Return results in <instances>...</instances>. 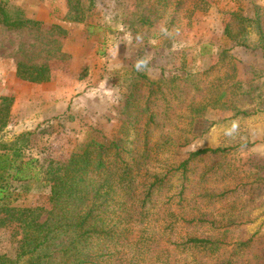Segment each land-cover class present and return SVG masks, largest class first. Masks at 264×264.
<instances>
[{
	"label": "rangeland",
	"instance_id": "374dc122",
	"mask_svg": "<svg viewBox=\"0 0 264 264\" xmlns=\"http://www.w3.org/2000/svg\"><path fill=\"white\" fill-rule=\"evenodd\" d=\"M6 2L9 18L39 26L0 25V96H19L0 144L63 162L86 126L114 138L127 117L129 147L148 156L135 180L164 175L143 223L125 233L121 256L99 264H264V58L254 24L264 20V0H181L171 24L165 15L141 24L138 0H78L75 12L66 0ZM231 14L243 19L233 40L223 36L228 23L234 33ZM16 63L44 65L50 78L19 80ZM131 68L158 83L146 109L144 85L125 102L136 78ZM204 148L219 151L188 162L182 175L174 170ZM11 191L13 206L41 207L45 218L47 189L39 180L12 183ZM191 237L214 244L193 249L184 245ZM16 247L14 234L0 229V255L14 259ZM39 264L60 262L54 256Z\"/></svg>",
	"mask_w": 264,
	"mask_h": 264
},
{
	"label": "trees",
	"instance_id": "16d2710c",
	"mask_svg": "<svg viewBox=\"0 0 264 264\" xmlns=\"http://www.w3.org/2000/svg\"><path fill=\"white\" fill-rule=\"evenodd\" d=\"M66 0L68 11H77L78 0ZM199 1V0H198ZM138 12L141 24L147 18H157L165 15L167 24L178 17L183 3L181 0H138ZM4 7H0V23L10 29L39 26L38 22L29 19L8 17ZM232 30L229 23L224 27L223 36L237 38L236 28L242 20L236 14H231ZM81 19H73L79 22ZM130 24V23H129ZM258 41L264 58V20L255 19ZM239 38L236 43H240ZM134 81L129 83L125 102L134 100L139 85L145 86L147 95L143 100V109L151 98L153 101L158 83L148 81L143 73L131 68ZM14 76L30 83L47 82L50 72L46 66H26L16 63ZM138 80V81H137ZM154 87H151V86ZM147 87V88H146ZM144 90V89H143ZM11 96H0V130L6 126ZM136 103L129 105L126 112L135 109ZM146 109V107H145ZM146 114V113H145ZM146 120L150 121L149 115ZM125 124L113 138H107L98 130L86 126L81 141L74 145L63 162L44 158L24 156L16 143L0 144V229H9L15 236L16 255L8 259L0 255V264H17L26 257L24 264H39L41 259L57 257L60 264H99L120 255L126 242V232H130L132 224L141 225L146 215L143 207L149 202V195L160 187L164 175H151L149 183H138L135 178L146 164V153H137L129 147L123 130L133 127V121L126 117ZM264 139V137H263ZM219 149H197L189 152L174 170L186 171L188 162L203 155H211ZM146 171V170H144ZM147 172V171H146ZM39 180L47 189L48 210L43 220L41 207L13 206L16 196L11 191L12 183ZM141 187L138 197V187ZM103 241L102 246L93 249V242ZM185 244L190 248L210 250L213 241L206 238L191 237Z\"/></svg>",
	"mask_w": 264,
	"mask_h": 264
},
{
	"label": "crops",
	"instance_id": "0c3cea01",
	"mask_svg": "<svg viewBox=\"0 0 264 264\" xmlns=\"http://www.w3.org/2000/svg\"><path fill=\"white\" fill-rule=\"evenodd\" d=\"M1 6L4 7V9H6V6H7L6 0H0V7ZM0 25H1V23H0ZM5 64H6L5 61L1 62V60H0V71H2V69H5ZM18 103H19V96L16 95L13 97V102L10 106V111H14L15 108L17 107Z\"/></svg>",
	"mask_w": 264,
	"mask_h": 264
}]
</instances>
